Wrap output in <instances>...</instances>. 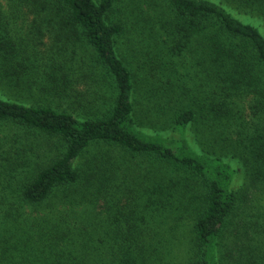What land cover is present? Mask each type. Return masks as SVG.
Masks as SVG:
<instances>
[{
    "label": "trees",
    "instance_id": "1",
    "mask_svg": "<svg viewBox=\"0 0 264 264\" xmlns=\"http://www.w3.org/2000/svg\"><path fill=\"white\" fill-rule=\"evenodd\" d=\"M0 84V264H264V0H0Z\"/></svg>",
    "mask_w": 264,
    "mask_h": 264
},
{
    "label": "rangeland",
    "instance_id": "2",
    "mask_svg": "<svg viewBox=\"0 0 264 264\" xmlns=\"http://www.w3.org/2000/svg\"><path fill=\"white\" fill-rule=\"evenodd\" d=\"M29 18H31V16H29ZM129 37H131L130 33H128L127 35V53L123 50L124 48V44H125V39L126 36L123 38L122 36L119 38V51L122 54V56H124V54H127V61H128V65L133 68L134 64H133V59L131 58L132 55L134 53H140L143 51L144 46L143 44H138L136 43V48L133 47V45H130L129 42ZM44 41H46L47 45L51 42L49 39V36H45L43 38ZM44 46H41V49H44ZM124 53V54H123ZM136 71V70H134ZM1 85V84H0ZM2 91L4 90V93L6 95H9L12 99H14L15 101L18 100V102H23V101H30L32 102L33 99L35 100V97H28L30 95V92H27L26 89L25 90H13L12 87L7 88L6 86L2 85ZM0 89V90H1ZM34 92H38L34 91ZM1 93V91H0ZM26 103V102H25ZM81 112L85 113V110H81ZM7 124V123H0V130H4L5 132H8L6 129L7 126L5 125L4 127H2V125ZM8 127H10L8 125ZM3 128V129H2ZM9 131L11 132V130L9 129ZM2 132V131H1ZM13 133V132H11ZM28 133V138L26 141V138H24L23 135V140L18 139L20 142V147L26 148L29 144H32L31 142H34L33 144V153H32V159L34 161L40 162V163H46V161L48 162L49 158L51 156H53V152L56 145L60 147L59 143L56 142L55 140L51 139V140H45L43 141V137L37 136V135H32L29 132ZM14 134V133H13ZM38 134V133H36ZM53 141H55V143H53ZM213 142V140H206L204 141L203 144L205 147L209 144H211ZM216 143H220L222 144L219 140L215 141ZM44 144L46 145V148L48 150L51 151H47L44 152V150H42V147L44 146ZM220 144H217L215 147L217 148V150L220 149ZM18 145V144H17ZM26 150H28V148H26ZM13 160H18V158H13ZM33 161V162H34ZM83 162V159L80 161ZM244 178H239V180L237 181L238 186L240 185L241 187H248L247 184L245 186V180ZM250 192V191H249ZM249 198H250V202L248 203V206L246 207L245 205H242L240 208L237 209L236 214L238 215H234V217H232L231 219H228L227 225L224 228V235L223 238L221 237L220 240V245L222 247V250L224 252L223 255H225L226 253H234L235 256H240L241 255V247L242 246H237V245H232L233 240L235 239V235L239 234L241 231H245V237L243 236L241 238H239V243L242 245L241 241H244V246L247 247H252L253 245L255 246V248L257 247L260 248L263 246L264 244V185H261L260 188L258 190H255L252 194L249 193ZM248 220L254 221L257 226L259 225L263 231L261 232V235H259L256 239H253L256 237V234L254 237L251 236L250 230L253 229L254 227L252 226V228H250L251 224L248 222ZM258 222V223H257ZM186 237V235H185ZM183 237L180 239H176V246H174L173 248V253L181 258V255L183 253L184 250V245L186 244L187 239ZM242 239V240H241ZM177 244H181V246H178ZM239 247V249L237 248ZM254 248V249H255ZM254 254V253H253ZM261 254V252H260ZM247 256V255H246ZM245 257V256H244ZM261 260V259H260ZM263 261V260H261ZM248 264H252V263H248Z\"/></svg>",
    "mask_w": 264,
    "mask_h": 264
}]
</instances>
